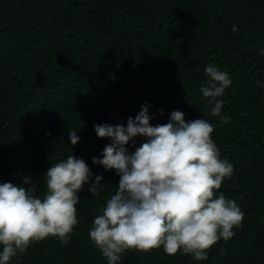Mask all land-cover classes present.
<instances>
[{
	"label": "trees",
	"instance_id": "trees-1",
	"mask_svg": "<svg viewBox=\"0 0 264 264\" xmlns=\"http://www.w3.org/2000/svg\"><path fill=\"white\" fill-rule=\"evenodd\" d=\"M261 50L264 0H0V183L20 185L28 176L42 198L48 167L75 155L105 188L91 196L86 184L78 192L68 244L50 236L10 264H108L88 233L119 176L92 163L113 142L98 138L94 125L126 126L145 104L153 126L170 122L177 110L186 121L213 124L221 159L234 168L217 195L235 200L245 215L206 260L182 250L169 255L161 246L127 250L119 264H264ZM208 64L232 80L220 97L222 115L230 118L222 127L199 91ZM69 129L80 137L76 145ZM144 142L137 136L126 147L131 153Z\"/></svg>",
	"mask_w": 264,
	"mask_h": 264
},
{
	"label": "clouds",
	"instance_id": "clouds-1",
	"mask_svg": "<svg viewBox=\"0 0 264 264\" xmlns=\"http://www.w3.org/2000/svg\"><path fill=\"white\" fill-rule=\"evenodd\" d=\"M204 73L207 79L199 91L222 127L230 118L222 115L220 97L232 80L215 64H208ZM151 119L145 104L135 118L128 117L126 126L94 125L98 138L113 142L92 163L114 169L119 183L99 207L88 235L108 264H119L127 250L148 252L161 246L169 255L182 250V255L196 261L206 260L211 246L221 239L228 241L235 235L233 229L242 227L245 214L236 201L217 195L224 179L233 175V165L221 159L212 138L214 126L208 120L186 121L178 110L171 112L166 124L153 126ZM68 133L71 144L76 145L80 140L76 130ZM137 136L145 137L146 142L130 153L126 146ZM44 178L42 198L34 195L36 184L28 176L20 185L0 183V264H10L18 252L50 236L68 244L78 223V192L86 184L91 196L105 189L103 177L97 174L93 181L87 163L75 155L49 166ZM223 251L221 248V254Z\"/></svg>",
	"mask_w": 264,
	"mask_h": 264
}]
</instances>
